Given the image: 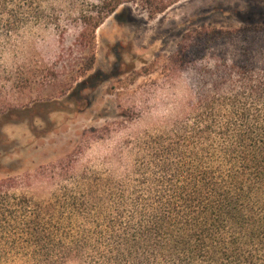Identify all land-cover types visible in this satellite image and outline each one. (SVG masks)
I'll use <instances>...</instances> for the list:
<instances>
[{
  "label": "trees",
  "instance_id": "1",
  "mask_svg": "<svg viewBox=\"0 0 264 264\" xmlns=\"http://www.w3.org/2000/svg\"><path fill=\"white\" fill-rule=\"evenodd\" d=\"M135 1L98 0L85 11L0 0V54L38 27L64 36L65 20L93 41ZM178 1L141 0L151 16ZM94 63L93 54L85 72ZM221 78L180 117L123 142L103 170L61 164L50 182L38 181L44 167L0 177V264H264V54H245ZM15 114L0 124V147Z\"/></svg>",
  "mask_w": 264,
  "mask_h": 264
},
{
  "label": "rangeland",
  "instance_id": "2",
  "mask_svg": "<svg viewBox=\"0 0 264 264\" xmlns=\"http://www.w3.org/2000/svg\"><path fill=\"white\" fill-rule=\"evenodd\" d=\"M73 2L85 11L98 4L57 0L56 7L69 10ZM63 23L64 36L55 26L38 27L0 54V124L10 112L19 119L2 127L0 177L44 167L38 181L50 182L61 164L103 170L104 158L131 136L180 117L245 54H264V0H179L155 16L136 0L93 41L79 38V23ZM89 78L91 85H81Z\"/></svg>",
  "mask_w": 264,
  "mask_h": 264
}]
</instances>
